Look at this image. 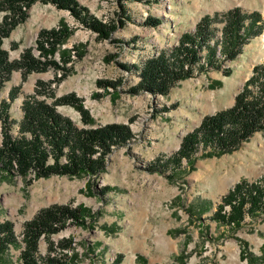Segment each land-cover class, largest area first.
<instances>
[{
	"label": "rangeland",
	"instance_id": "obj_1",
	"mask_svg": "<svg viewBox=\"0 0 264 264\" xmlns=\"http://www.w3.org/2000/svg\"><path fill=\"white\" fill-rule=\"evenodd\" d=\"M77 1L102 23L114 25L108 38L82 27L68 12L37 2L26 21L4 39L2 47L12 61L19 60L26 48H32L38 56V33L65 23L73 30L60 48L70 51L69 73L52 86L53 97L45 94L39 99L51 103L53 98L75 93L82 99L92 127L122 124L129 127L132 136L124 145L111 149L105 170L94 178L95 186L90 185L89 176L57 175L26 185L18 175L0 170V222L11 221L17 237V244L1 255L0 264H22L23 225L40 209L53 204L82 205L95 216L90 229L67 224L50 237L56 250L53 254L66 255V264H114L119 255L122 264H247L240 258L241 242L259 256L264 243V215L247 217L236 229L219 225L211 217L236 183H252L264 176V133L253 134L229 154H195L189 162L182 159V168L176 172L160 174L149 172L147 167L156 159L163 163L175 153L183 137L198 127L204 116L233 105L252 68L264 64V31L251 38L234 61L224 63L221 68L231 70L230 76L225 77L222 70H195L191 78L177 82L166 96L130 93L140 78L123 66H141L160 52H169L182 34L194 32L205 15L238 7L248 14L260 12L264 24V0ZM149 18L161 23L146 25ZM223 25L221 21L213 23L216 35ZM59 58L56 51L53 59L61 65ZM56 72L49 69L32 73L23 82L20 72L12 74L1 96L7 98L11 87H20L9 109L14 136L22 118L24 97L34 93L37 81H52L55 74L60 77V71ZM99 80L111 81L115 86L100 87L96 83ZM57 111L82 127L74 108L59 106ZM1 140L0 130V145ZM104 187L111 189L102 197L97 191ZM146 207L157 210L151 222L153 235L138 233L146 232L142 217ZM63 239L73 240V252L58 250ZM48 249L49 244L41 239L35 256L45 259Z\"/></svg>",
	"mask_w": 264,
	"mask_h": 264
},
{
	"label": "trees",
	"instance_id": "obj_2",
	"mask_svg": "<svg viewBox=\"0 0 264 264\" xmlns=\"http://www.w3.org/2000/svg\"><path fill=\"white\" fill-rule=\"evenodd\" d=\"M37 2L68 12L82 27L98 34L100 38H108L114 29V25L104 24L92 16L77 0H0V170L10 176L18 175L26 185L57 175L71 178L89 176L90 185L95 186L94 178L105 170L106 156L113 147L122 146L130 140L132 134L129 127L122 124L92 127V119L82 99L75 93L53 98L51 103L39 99L40 95L45 94L53 97L52 86L59 84L69 73L67 64L71 60L70 51L60 48L73 30L65 23L60 22L38 33L35 41L38 56L34 55L32 48H26L19 60H10L8 52L2 47L3 41L26 21L30 8ZM160 21L149 18L145 24L153 27L158 26ZM218 21L224 23L220 44L213 27V23ZM245 21H248L247 24ZM263 26L258 12L248 14L238 7L223 13L205 15L196 24L194 32L182 34L178 45L169 52L162 51L141 66H123L127 71L134 70L140 78L139 83L129 92L166 96L177 82L191 78L195 70L197 73L220 71L226 61H234L241 54L251 38L263 33ZM12 47L16 48V44ZM56 51H59L61 65L53 59ZM49 69L60 71V77L55 74L52 81H37L34 93L24 97L20 106L22 118L18 122L17 135L14 136L11 133L14 121L10 118L9 109L20 87H11L7 98H4L1 94L6 84L14 72H20L23 82L30 74L43 73ZM222 73L228 77L231 70H222ZM96 83L105 88L115 86L111 81L99 80ZM59 106L74 108L80 115L82 127L60 114L57 111ZM257 132L264 133V64L252 68L251 76L235 95L231 107L204 116L199 126L183 137L175 153L163 163L156 159L147 170L160 174H165L167 170L176 172L182 168V159L189 162L195 154L216 157L232 153ZM110 189L104 187L97 192L103 197ZM262 215L264 176L252 183L246 180L236 183L221 198L211 219L219 225L236 229L245 223L247 217ZM94 219L93 213L82 205L73 207L70 204H53L40 209L23 225L21 263L66 264V255L53 254L56 250L50 237L64 230L67 224L90 229ZM16 238L13 223L9 220L0 222V260L10 246L17 244ZM41 239L49 244L45 259L35 256ZM246 247L247 243L241 242L242 260H246L247 264H264V243L259 256L250 253ZM58 250L73 252V240H61ZM121 261L122 256L119 255L114 264H120Z\"/></svg>",
	"mask_w": 264,
	"mask_h": 264
},
{
	"label": "crops",
	"instance_id": "obj_3",
	"mask_svg": "<svg viewBox=\"0 0 264 264\" xmlns=\"http://www.w3.org/2000/svg\"><path fill=\"white\" fill-rule=\"evenodd\" d=\"M260 13V12H259ZM229 191V190H228ZM228 193V192H227ZM226 193V194H227ZM156 211L157 210H153V209H151L150 207H146L145 209H142V217H143V219H145V222H146V232H144V230H143V232L142 233H140V231H138V233L140 234V235H153L152 234V231H153V228H154V226L153 225H151V222H152V216L154 215V214H156ZM168 231L170 230V229H167ZM167 233V232H166ZM167 235H168V233H167ZM122 264V263H121Z\"/></svg>",
	"mask_w": 264,
	"mask_h": 264
},
{
	"label": "built area",
	"instance_id": "obj_4",
	"mask_svg": "<svg viewBox=\"0 0 264 264\" xmlns=\"http://www.w3.org/2000/svg\"><path fill=\"white\" fill-rule=\"evenodd\" d=\"M221 37H222V32L220 30V32L217 33L216 35V40L219 42V44L221 43ZM211 44H213V41L211 42ZM217 50H220V46H217ZM226 210L229 211V208L226 207Z\"/></svg>",
	"mask_w": 264,
	"mask_h": 264
},
{
	"label": "water",
	"instance_id": "obj_5",
	"mask_svg": "<svg viewBox=\"0 0 264 264\" xmlns=\"http://www.w3.org/2000/svg\"><path fill=\"white\" fill-rule=\"evenodd\" d=\"M241 90V89H240Z\"/></svg>",
	"mask_w": 264,
	"mask_h": 264
}]
</instances>
